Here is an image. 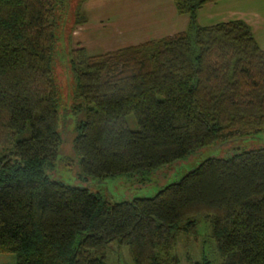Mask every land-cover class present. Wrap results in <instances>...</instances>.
<instances>
[{"label": "trees", "instance_id": "obj_1", "mask_svg": "<svg viewBox=\"0 0 264 264\" xmlns=\"http://www.w3.org/2000/svg\"><path fill=\"white\" fill-rule=\"evenodd\" d=\"M217 0H172V35L68 52L78 176L147 172L264 129V49L240 19L201 26ZM55 0H0V253L14 264H264V144L207 157L151 197L109 202L52 179L61 143L51 75ZM80 16L78 21H83ZM207 220L216 261L181 262L176 236Z\"/></svg>", "mask_w": 264, "mask_h": 264}, {"label": "rangeland", "instance_id": "obj_2", "mask_svg": "<svg viewBox=\"0 0 264 264\" xmlns=\"http://www.w3.org/2000/svg\"><path fill=\"white\" fill-rule=\"evenodd\" d=\"M197 11L201 26L240 19L251 31L257 45L264 49V0H217ZM80 16L83 21H78ZM171 0H55L52 18L55 41L51 50V75L56 89L57 131L61 143L52 179L68 185L85 186L109 202L151 197L163 185L178 180L207 157H224L232 151L248 150L264 144V129L247 136L229 138L198 148L187 157L147 172L119 174L104 178L78 176L77 159L71 149L76 120L71 112L74 80L68 67L71 48L84 47L96 55L122 46L156 39L183 30L185 23ZM184 18V17H183ZM173 252L181 262L188 254L191 260L216 261L213 240L207 220L197 217L195 235L178 234ZM106 264H132L126 246L110 241L105 248ZM0 264H14V255L0 253Z\"/></svg>", "mask_w": 264, "mask_h": 264}, {"label": "crops", "instance_id": "obj_3", "mask_svg": "<svg viewBox=\"0 0 264 264\" xmlns=\"http://www.w3.org/2000/svg\"><path fill=\"white\" fill-rule=\"evenodd\" d=\"M171 1H172V0H171ZM205 5H210V4H205ZM205 5H204V6H205ZM204 6H202L201 9H202ZM205 7H207V6H205ZM201 9H200V10H201ZM197 15H198V13H197ZM180 16H183V17H184V18H183V17L181 18V24L185 23V25H186V16H184V15H180Z\"/></svg>", "mask_w": 264, "mask_h": 264}]
</instances>
